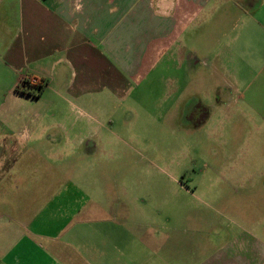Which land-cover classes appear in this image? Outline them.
Instances as JSON below:
<instances>
[{"label":"crops","instance_id":"0c3cea01","mask_svg":"<svg viewBox=\"0 0 264 264\" xmlns=\"http://www.w3.org/2000/svg\"><path fill=\"white\" fill-rule=\"evenodd\" d=\"M208 21L215 99L239 101L264 86V0H0V264H264V200L254 194L241 197L240 231L209 244L213 232L176 226L179 211L140 221L65 209L68 183L43 196L32 180L47 136L95 152L100 126L84 116L138 102L135 91L170 60L178 71L198 64L187 35ZM30 77L46 82L40 97L19 90Z\"/></svg>","mask_w":264,"mask_h":264},{"label":"rangeland","instance_id":"374dc122","mask_svg":"<svg viewBox=\"0 0 264 264\" xmlns=\"http://www.w3.org/2000/svg\"><path fill=\"white\" fill-rule=\"evenodd\" d=\"M187 37L198 64L178 71L170 60L172 67L135 91L138 102L118 110L112 106L111 111L100 107V121L84 116L85 124L100 126L95 152L50 145L48 139L57 138V132L42 141L45 148L37 145L49 152L44 161L38 156L40 169L32 176L41 183L39 195H50L68 183V195L75 198L65 209L85 204V211H92L100 206V215L106 216L113 208L140 221L143 213L179 211L182 218L176 226L213 232L209 244L240 231L239 214L248 211L241 197L254 194L264 200V86L255 83L239 101L215 99L218 83L209 73V21L195 24ZM174 79L180 80V91L167 96ZM189 110L194 117L186 116ZM55 150L60 153L53 154Z\"/></svg>","mask_w":264,"mask_h":264},{"label":"trees","instance_id":"16d2710c","mask_svg":"<svg viewBox=\"0 0 264 264\" xmlns=\"http://www.w3.org/2000/svg\"><path fill=\"white\" fill-rule=\"evenodd\" d=\"M46 86V82L44 80H38V83L33 84L28 80L23 81L22 87L19 90L29 96L40 97Z\"/></svg>","mask_w":264,"mask_h":264},{"label":"built area","instance_id":"2783aa9c","mask_svg":"<svg viewBox=\"0 0 264 264\" xmlns=\"http://www.w3.org/2000/svg\"><path fill=\"white\" fill-rule=\"evenodd\" d=\"M27 80L30 81V82L33 83V84L38 83V79H37V78H34V77H30V78L27 79Z\"/></svg>","mask_w":264,"mask_h":264},{"label":"flooded vegetation","instance_id":"af4514ba","mask_svg":"<svg viewBox=\"0 0 264 264\" xmlns=\"http://www.w3.org/2000/svg\"><path fill=\"white\" fill-rule=\"evenodd\" d=\"M192 114H193L192 110H189L188 113L186 114V116L188 115V116H193L194 117V114L193 115Z\"/></svg>","mask_w":264,"mask_h":264}]
</instances>
